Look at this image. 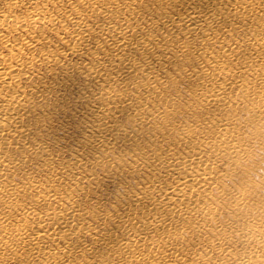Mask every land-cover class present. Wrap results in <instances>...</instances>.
Masks as SVG:
<instances>
[{
	"label": "bare ground",
	"instance_id": "obj_1",
	"mask_svg": "<svg viewBox=\"0 0 264 264\" xmlns=\"http://www.w3.org/2000/svg\"><path fill=\"white\" fill-rule=\"evenodd\" d=\"M33 1L0 4V258L20 264H171L179 256L186 264H264V235L245 234L251 224L236 219L264 210V193L246 180L238 192L226 193L223 185L224 163L246 145L230 141L235 120L227 107L257 98L246 107L264 116V74H260L264 73V0H160L154 7L138 5L141 0H70L68 10L50 1L40 6ZM46 25L61 29V47L46 45ZM22 27L24 33L12 38ZM172 52L183 66L201 63L181 74L197 81L192 92L199 98L193 109L206 114L210 107L225 111L212 115L203 129L170 126L158 140L161 146L145 153L162 173L147 176L149 184L132 193L130 206L122 211L94 213L99 199L91 202L84 197L92 191L88 185L97 180L93 167L98 161L102 167L113 161L121 166L124 161L116 155L83 159L75 152L76 177L69 176L70 161L53 166L49 145L34 139L28 122H36V115L44 117L42 110L57 82L32 76L40 71L62 77L75 72L84 80L97 81L98 88L91 93L96 103L85 107L93 132L80 147L104 146L101 151L108 155L114 140L128 134L115 113L129 105L135 106L136 132L141 128L160 132L155 119L160 117L164 119L160 124L167 125L166 120L177 116L175 107L162 115L144 107L158 96V86L176 83L158 74L165 63L174 62V55H168ZM70 55L83 58L72 65ZM233 60L234 65L228 66ZM244 72L252 75L251 80ZM235 90L242 97L230 100ZM135 95L144 99L136 102ZM125 98L133 100L123 102ZM149 115L155 124L150 128ZM38 158H43L51 178H37L29 171ZM143 161L135 159L136 170ZM160 176L164 184L157 188V197L149 198L150 183ZM212 187L218 188V196L207 192ZM146 199L150 202L141 208ZM215 199L231 208L230 229L216 227L206 243L194 241V231L212 230L207 225L227 214L207 207L205 202ZM40 203L43 206L36 207ZM253 218L260 220L258 215ZM250 229L256 231L258 225ZM85 233L92 236V244L81 241ZM250 246L254 250L246 249ZM93 251L95 256L81 260Z\"/></svg>",
	"mask_w": 264,
	"mask_h": 264
},
{
	"label": "rangeland",
	"instance_id": "obj_2",
	"mask_svg": "<svg viewBox=\"0 0 264 264\" xmlns=\"http://www.w3.org/2000/svg\"><path fill=\"white\" fill-rule=\"evenodd\" d=\"M5 1L9 3L13 0H0V4L4 5ZM23 1L25 2L27 0ZM44 1L55 3L61 10H68L70 8L68 7V3H66L70 0H34L32 4L34 5V3H36L40 6ZM158 1L160 0H141L137 2V4L141 6L147 5L149 7H154ZM50 2L48 7L50 6ZM47 11H54V9H49ZM43 28L45 30V35L49 40V43L46 45H52L57 48L61 47L60 42H62V40H60L59 37V35L63 34L61 29L54 25H46L43 26ZM23 30H25V27L18 29V32H13L14 35L11 37H20V34L24 33ZM168 55L175 56H172V60L175 59L174 62L165 63V69L158 71V74L162 77L166 76L168 79L174 78L176 79V83L172 86L168 85L160 88L158 86L157 89H155L158 96L154 97L152 104L146 103L144 107L151 111H157L158 115H162L166 109L175 107L178 108L177 116L173 120L172 118L166 120L165 122L168 123L167 125L160 124L164 119L160 117L159 119H155V124L160 132H152L151 130H144L142 128L140 131L136 132L134 129L135 126L133 125V123L136 122L135 118L137 117V114L134 113L135 106L133 104L129 105L128 109L124 112L115 113L116 122L123 127L125 129V133L127 132L128 134L114 140L111 144V152L108 155L101 151L104 146L94 148L90 145H86L82 147V149L80 147L85 140L84 138L93 132L91 129L92 117H90L88 113L89 109L87 108L86 110L85 107L90 105V103H96L92 100L91 93L93 94L97 90V81L93 79L84 80L75 72L67 77H62L61 74L49 76L43 71L36 72V74L32 76L36 79V76L39 75L42 76V78L57 82L55 93L49 95V105H46L42 110L45 119L42 115H36V122H34V120H29L28 122L29 126L32 128V136L34 139L49 145V149L53 154L51 158L53 166L60 165L59 162H61V160L70 161L69 176L76 177L77 169L74 168L73 162L75 152L83 159L93 160V158H104L107 160L116 155L121 157L124 161L121 166L118 164L114 165L113 163H115V161H113L110 165H103V167L100 165V161H98L99 164L93 167V174L94 176L96 174L97 180L88 185V189H92V191L84 197L91 202L99 199V202L96 205L97 209L93 210L94 213H96V211L101 213V211L106 209L110 211H113V209L122 211L123 207H128V205L130 206L133 198L132 193L138 191L140 187H144L149 184L145 183L147 176L152 174L156 176L158 172L159 174L162 173L160 169L156 168L157 166L155 165L154 159L149 157L146 158L145 153H148V149H155V147L161 146L158 140L163 138L162 136L165 135V131L170 126L177 125L180 128L193 127L198 130L203 129L207 120L212 115L216 112L225 111L223 109L218 110L217 108L213 110V108L210 107L207 108L209 113L206 114L198 113V111L201 110L199 108L194 110L192 103H196L199 97L194 95L192 90L197 87V81L193 82L191 79L184 76L181 77V74L184 72H192V69H197L201 63L195 62L193 65L188 64L183 66L184 64H180L176 61L178 57H176L174 52ZM82 58L83 56L80 55H70L69 59H67L72 63V65H76ZM234 62L235 61L233 60L230 64H228V66H233ZM243 74L246 76L247 80H251L252 75L245 72ZM80 94L85 95V97H89V100H87V102L81 101ZM241 97L242 93L238 90L232 92V95L230 94V100ZM143 99L144 98L141 95L134 96V101L136 102ZM256 99L245 98L242 104L236 105V107H227V110L233 113L235 120V127L231 131L232 137L230 141L236 143L245 141L246 145L244 146L243 151L239 152V154L233 155L231 158L229 157L230 161L224 163L226 166L223 170L225 173L223 175V185L225 186L224 191L226 193L238 192L239 190L244 189L242 188V183H244L245 180L254 184L257 192L260 194L264 193V116L261 115L259 111L253 112L248 110V107H246L249 103L257 102L258 100ZM132 100L133 99L125 98V100L122 101L125 102ZM39 103L42 104L43 102L41 103V101H39ZM150 117L151 115H149L146 119V125L149 128L155 125L152 120H150ZM257 128H259V130L256 133V136H254L253 133L257 130ZM135 159L139 162L144 160L142 165L143 167L139 170H136V167L134 166ZM79 169L82 173L85 172L84 168ZM29 171H31V174L35 175L37 178L41 177L43 179H49L52 177L51 174V176L49 175L48 169L43 167V158H38V160L32 164V169ZM162 179L163 178L160 176L159 182L157 181V177H154L153 182L150 183L153 193L149 195V198L152 196L157 197V188L160 184H164ZM164 180L167 182L166 179ZM207 192L213 195V197L219 195L218 188L216 187L208 188ZM149 202L150 200L148 199L144 200L140 207L144 208ZM205 204H207V207L210 208L225 210L227 211V214L220 216L218 219L219 221L216 222V224L211 226L207 225V227H213L212 230L208 231L201 227L198 232H193L192 238L194 241L201 240L202 243H206V240L212 239L215 236L212 231L216 229V227L230 229L229 224L233 221L229 205L221 203V201H216V199L208 200ZM40 206H43V203H40L36 207ZM255 215H258L260 220L253 218ZM249 216H251V218H248ZM236 219L243 223L246 221L251 225H258V229L256 231L250 229V225L245 231H243L245 234L249 232H259V235H264V210L258 209L253 211L251 215L246 213L245 215L241 214L237 216ZM91 237L92 236L90 234L85 233V236L81 241L87 244H92V241H90ZM252 248L254 250L253 246H250L249 248L246 247L248 251H251ZM190 250H192V248ZM200 250V247H198V251ZM198 251H193V253H195V255L202 254ZM206 252L211 253L207 250ZM182 253L183 254L180 257L187 255L188 251L187 253ZM95 254L94 251L93 253H87L85 257H81V260L84 261L87 258L95 256ZM178 257L179 256L173 258L170 263L186 264ZM215 257L217 256H211L212 259ZM0 264L20 263L17 260L7 261L0 258Z\"/></svg>",
	"mask_w": 264,
	"mask_h": 264
}]
</instances>
